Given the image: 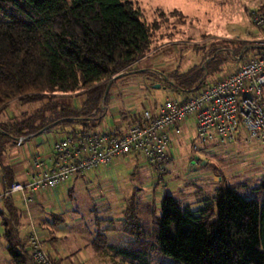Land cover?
<instances>
[{
    "label": "trees",
    "instance_id": "16d2710c",
    "mask_svg": "<svg viewBox=\"0 0 264 264\" xmlns=\"http://www.w3.org/2000/svg\"><path fill=\"white\" fill-rule=\"evenodd\" d=\"M256 12L264 13V2ZM170 15L181 17V12ZM159 22H145L133 0H0V114L12 102L40 104L34 112L0 123L4 189L16 180L9 152L20 142L53 127H71L68 132L75 133L102 124L107 86L120 75L142 73L131 68L155 48ZM241 47L234 40L213 44L204 65L205 60L161 78L176 94L196 91L232 61L230 49ZM248 191L224 185L221 176L216 191L197 209L181 206L169 193L158 203L132 194L118 223L127 233H154V242L137 238L135 247L117 251L141 264H148L152 252L161 256L159 264H264V177ZM15 201L12 195L0 200L6 251L11 264H36L27 236L20 234L23 215ZM60 220L52 215L51 224Z\"/></svg>",
    "mask_w": 264,
    "mask_h": 264
},
{
    "label": "rangeland",
    "instance_id": "374dc122",
    "mask_svg": "<svg viewBox=\"0 0 264 264\" xmlns=\"http://www.w3.org/2000/svg\"><path fill=\"white\" fill-rule=\"evenodd\" d=\"M133 1L145 22L160 21L161 27L155 34V48L131 68L142 73L120 75L109 85L107 102L103 104L106 113L98 129L124 127L126 122L120 121L121 114L129 116L144 109L154 111L172 92L169 81L162 78L199 67L203 60L204 65L213 44L220 46L222 41L234 40L243 46L261 36L262 29L255 26L253 18L264 0ZM174 10L181 12V17L170 15ZM162 13L165 14L163 18ZM233 66L232 60L221 74L208 76L207 81L217 80L218 75L229 72ZM38 108L39 103L20 105L12 102L0 114V123L9 118H20ZM194 123V117L187 119L182 125L180 142L170 144L171 160L166 164V171L160 173L161 178L145 162L138 163L140 170H133L126 161H112L72 178L70 184L60 187L61 194L46 189L42 201L38 197L43 204L41 213L49 221L45 228L67 236L58 239L57 245L71 249L75 264H141L117 251L123 246L135 247L132 242L137 238L146 239L150 244L154 242V233H127L118 223L122 217L121 209L132 194L158 203L164 193H169L181 206L186 204L197 209L208 194L216 191L221 176L224 185H234L243 194H250L248 190L264 177V144L255 141L219 147L215 143L203 144L195 134ZM59 130V127H53L20 142L10 149L9 161L15 157L14 161L28 165L24 158L31 161L33 153L49 152L54 140L66 135L71 127L64 128V132ZM68 188L72 190L71 195ZM137 189L139 192L135 193ZM13 197L17 204L24 206L20 193H14ZM35 211L31 212L32 216ZM52 215H60L61 220L51 224ZM107 217L113 220L104 221ZM24 220L27 224V219ZM150 221L149 232L152 218ZM39 222L35 220L40 229ZM42 224L45 225L44 221ZM128 227L131 231L134 228L132 220ZM2 234L0 223V264H11ZM150 254L148 264H159L161 256L155 252Z\"/></svg>",
    "mask_w": 264,
    "mask_h": 264
},
{
    "label": "built area",
    "instance_id": "2783aa9c",
    "mask_svg": "<svg viewBox=\"0 0 264 264\" xmlns=\"http://www.w3.org/2000/svg\"><path fill=\"white\" fill-rule=\"evenodd\" d=\"M253 21L262 29L261 36L238 50L230 49L234 66L217 80L188 94L172 93L154 111L142 110L117 130L98 127L68 132L54 140L48 154H33L30 177L3 188L0 200L20 193L29 252L36 264H54L30 212L36 192L51 190L112 161L128 163L130 156L160 175L171 160L170 144L182 135V125L190 117H194L195 134L203 144H264V13H256ZM101 105L104 107L103 101Z\"/></svg>",
    "mask_w": 264,
    "mask_h": 264
},
{
    "label": "crops",
    "instance_id": "0c3cea01",
    "mask_svg": "<svg viewBox=\"0 0 264 264\" xmlns=\"http://www.w3.org/2000/svg\"><path fill=\"white\" fill-rule=\"evenodd\" d=\"M172 93H174L173 91L171 92V94ZM171 94H169V96L171 95ZM139 113V112H138ZM138 113H136V114H138ZM131 116V117H130ZM131 118H134V114H131V115H125V114H121L120 115V121L122 120V119H124L125 120V122L126 121H128L129 119H131ZM120 121H119V123H120ZM60 128V130L59 131H63V129L64 128H62V127H59ZM180 137L179 138H177L176 140H175V142H180ZM49 152H47V153H45V154H48ZM169 153H170V150H169ZM34 154V153H33ZM32 154V155H33ZM40 154H44V153H42V152H40ZM15 158V157H14ZM13 158V159H14ZM31 158H32V156H31ZM11 160V164L13 165V167L15 168V170H16V180L15 181H23V180H26V179H28L30 176V174L33 172V167H32V163H31V161H30V159L29 158H24V161H26V159H27V161L26 162H28V165H25L23 162H21V161H19V162H16V161H14V160ZM127 159H129L130 161L128 162V167L129 168H131V169H133V170H140L137 166H138V163L139 162H142V161H140V160H138V159H134L132 156H130V157H128ZM125 160V159H124ZM116 161H121V160H116ZM116 161H113V162H116ZM143 163V162H142ZM167 167H169V166H167ZM74 178H76V177H74ZM73 178V179H74ZM65 183H67V184H70L69 183V181L68 182H65ZM65 183H62V184H60V185H58V186H56L55 188H53V189H51V190H49L50 192L51 191H53V193H55V194H61V192H59V191H61V188L60 187H63V185L65 184ZM69 186V185H68ZM3 189V185H2V178H1V173H0V191ZM69 190H68V194L70 195V192H71V190H70V188H68ZM45 190L46 189H44V190H40V191H38V192H36L32 197H33V201H32V203H31V209H32V211H34L35 209H36V213H34V217H35V220L36 221H40L39 223L42 225V223H43V221H44V226L46 227V224H48L49 223V221L47 220V218H45L44 217V214L43 213H41V211H42V206H43V204L41 203V202H39L38 201V197L40 196V200L42 201V199H41V196H46V194H45ZM13 196V195H12ZM16 202V201H15ZM16 205H18L19 206V208L21 209V207L23 208L22 209V215H23V223H22V225H21V227H20V234H21V236L23 237V238H25L26 239V236L28 235V225L27 224H25V216H24V214H23V210H24V207L23 206H21L20 204H17L16 203ZM35 208V209H34ZM34 209V210H33ZM109 211V210H108ZM107 211V213H110V212H108ZM109 217H111V215H109ZM109 217H107V218H109ZM106 218V219H107ZM51 219H52V217H51ZM45 227H43L42 226V228H40L39 230H40V234H41V236H42V240H44L45 241V247L47 248V250H48V252H49V254L51 255V257L53 258V259H55L59 264H75L76 263V260L75 259H72L71 257V249L68 247V246H62V247H59L58 245H57V240L58 239H60V238H66L67 236L64 234V233H48V230L45 228ZM22 229H23V231H22ZM6 247V246H5ZM67 251H68V253H67Z\"/></svg>",
    "mask_w": 264,
    "mask_h": 264
},
{
    "label": "water",
    "instance_id": "95a60500",
    "mask_svg": "<svg viewBox=\"0 0 264 264\" xmlns=\"http://www.w3.org/2000/svg\"><path fill=\"white\" fill-rule=\"evenodd\" d=\"M109 84H110V83H109ZM108 87H109V85L107 86V89H108ZM196 159H197V158H195L192 162L194 163Z\"/></svg>",
    "mask_w": 264,
    "mask_h": 264
}]
</instances>
